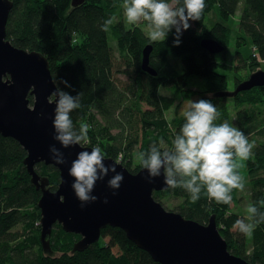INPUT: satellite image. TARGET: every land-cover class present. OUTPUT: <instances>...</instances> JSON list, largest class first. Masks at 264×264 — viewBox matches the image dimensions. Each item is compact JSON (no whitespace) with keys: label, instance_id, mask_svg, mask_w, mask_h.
Masks as SVG:
<instances>
[{"label":"trees","instance_id":"trees-1","mask_svg":"<svg viewBox=\"0 0 264 264\" xmlns=\"http://www.w3.org/2000/svg\"><path fill=\"white\" fill-rule=\"evenodd\" d=\"M11 1L7 38L17 47L41 52L49 62L56 86L60 80H66L71 87L59 84L63 91L72 96L82 92V106L73 110L71 117L77 127L88 125L90 143L86 145L99 146L104 156L116 161L123 153L124 159L120 163L131 172L141 168L140 165L134 170L130 168L136 145L139 152L147 151L153 142L162 139L164 147L170 148L174 135L184 123L182 116L167 119L165 113L175 100L160 93V87L173 85L188 97L191 91L187 88L188 77L195 75L204 79L205 90L213 92L214 96L202 99H210L216 105L220 112L216 123L224 120L230 123L227 97L216 96L226 87V75L216 70L222 63L218 54L204 49L200 41L210 37L225 46L228 27L223 20L236 13L241 1L238 24L256 55L253 50L247 58L239 51L235 53L240 60L250 62L252 71L259 64L258 56H264V0H205L200 21H193V25L182 32L179 46H173L174 31L164 41L152 42L139 26L127 28L120 7L123 0H87L77 7L71 6V0ZM215 3L222 22H215L207 28L206 16ZM111 15L117 16L118 20L105 32L101 26ZM108 34L116 42L120 65L130 69L127 83L120 84L114 76ZM148 42L152 44L149 62L157 71L154 76L140 66L142 49ZM170 57L179 60L180 73L167 75L162 72ZM29 98L31 100V96ZM231 99L235 103L261 104L264 102V86L240 91ZM233 119L248 139L253 132L262 138L246 161V169L251 184L250 203L264 211V205L260 204L264 201V117L255 109L240 108ZM112 129L118 132L113 133ZM25 155L26 151L15 139L0 135V264H160L131 242L122 229L111 226L101 230L98 242L83 251L68 253L80 236L65 232L60 224L55 223L48 239L53 253H61L45 255L39 240V227L35 226L40 219L37 202L41 192L30 182L22 161ZM35 170L48 177L50 189H56L59 183L56 167L39 162ZM166 193L181 199L174 211L186 218L206 223L214 214L228 250L252 263L264 264V223L255 228L251 250L247 252L246 239L230 231L237 216L226 218L228 205L218 204L204 193L196 203H191L189 193L182 188L155 191L153 196L160 201Z\"/></svg>","mask_w":264,"mask_h":264},{"label":"water","instance_id":"water-1","mask_svg":"<svg viewBox=\"0 0 264 264\" xmlns=\"http://www.w3.org/2000/svg\"><path fill=\"white\" fill-rule=\"evenodd\" d=\"M85 1L71 0V6L77 7ZM12 6L11 0H0V135L15 139L26 151L23 164L30 182L41 192L37 206L43 253H53L48 236L53 225L58 223L65 232L80 236L73 243L71 252L83 251L98 242L101 230L111 226L122 229L131 242L160 264H256L228 250L214 214L206 223H200L166 209L156 200L153 192L167 189L163 175L148 183L143 179L146 170L139 168L131 172L112 157L105 156V164H116V171L123 174L120 188L112 194L113 190L107 187V180L113 175L109 173L96 184L92 193L98 197L96 202L81 207L71 188L73 178L69 168L79 151L90 152L93 147L73 145L62 148L53 139L55 101L51 93L56 84L49 62L41 52L17 47L7 38L6 24ZM200 45L212 54L225 50L223 44L210 37L202 38ZM151 51V43L143 47L140 66L154 76L157 71L149 62ZM259 86H264L262 69L252 72L233 90L219 91L216 96L232 97ZM50 145L64 153L66 163L54 164L50 158ZM39 162L53 165L59 171L56 189H50L48 177L35 170ZM105 198L107 203H103Z\"/></svg>","mask_w":264,"mask_h":264},{"label":"clouds","instance_id":"clouds-1","mask_svg":"<svg viewBox=\"0 0 264 264\" xmlns=\"http://www.w3.org/2000/svg\"><path fill=\"white\" fill-rule=\"evenodd\" d=\"M120 7L130 25L146 22L147 35L152 42L164 41L174 31L173 46H179L183 31L191 27L190 21H200L205 9V0H123ZM115 15L109 16L101 28L107 32L117 22ZM59 84L71 87L66 80H60L51 93L55 108L52 125L53 139L62 148L90 143L89 127L74 125L71 113L81 108L82 92L75 96L63 91ZM184 123L174 135L171 147H164L161 139L153 142L147 151L137 154V161L147 175L143 177L151 183L153 178L163 175V182L170 189L182 188L196 203L204 193L218 204H231L232 191H243L245 179L238 169L239 161H247L253 155L254 142L227 120L216 123L220 112L210 99H189L181 111ZM50 158L55 165L66 163L64 153L55 145L49 146ZM120 153L118 162L123 161ZM109 173L107 187L112 194L121 186L123 174L116 171V164H105V156L99 146L91 151L82 150L76 154L69 168L73 178L71 188L81 207L98 199L93 191L98 181H103ZM107 203V198L103 200ZM264 205V201L260 202ZM246 218L237 219L233 227L241 234L251 237L255 228L264 223V211L256 204L249 203Z\"/></svg>","mask_w":264,"mask_h":264},{"label":"rangeland","instance_id":"rangeland-1","mask_svg":"<svg viewBox=\"0 0 264 264\" xmlns=\"http://www.w3.org/2000/svg\"><path fill=\"white\" fill-rule=\"evenodd\" d=\"M241 7H242V1L240 2L236 13L231 15L225 21L223 20V23H225V25H227L228 27L226 34H225V38H224L225 50L221 53H218L217 55L218 60L222 64L219 65L216 68V70L217 72L226 75V87L224 88V90H228V91L233 90L239 82L248 78V76L252 72L258 69L264 70V56L263 57L258 56L257 62H259V64L256 67V69L252 71L250 62L248 60H245V61L240 60L235 53L236 51H239L244 58H247L250 56L252 49H253L249 39L245 37L243 30L240 29L239 24H238ZM205 21H206L207 28L211 27L215 22H218V21L222 22V18L218 14L216 3L213 5L211 12L207 14ZM123 22L127 28L139 26L144 32V34L147 35L146 22H141L136 25H130L127 23L124 15H123ZM189 23L191 24V26L193 25V21H190ZM241 37L243 38V40L244 39L245 40L243 41ZM108 41L112 48V55L114 58V65H115L114 76L120 84L127 83L130 81V78H129L130 69L125 68V66L123 65H120L119 58H118L119 53H118V49L116 46V42L112 38L111 34H108ZM147 44H150V42H148ZM116 69H119V71H116ZM162 72L164 74L166 73L167 75L180 73L181 64L179 60L177 58L170 57L167 65L164 66ZM237 80H239V82L235 85ZM187 88L191 90L188 97L186 96L184 97L173 85L159 88L160 93L164 95L172 96L175 100L172 107L168 109L165 113L167 119L171 120L175 116H181V111L185 107L189 99L193 101H197L202 98H211L214 96L213 92H209L205 90L206 89L205 80L195 75L188 77ZM226 103H227L228 112L230 115V124H232L233 126H236L235 121L233 119L235 116V112L240 108L255 109L259 115H262L264 117V102L261 104H256V105L241 104V103H235L231 99V97H227ZM112 132L117 133L118 130L112 129ZM249 136H250V139H248L249 142H254L255 144H257L258 142L262 140V138L257 134V132H253ZM138 153H139L138 145H136L131 154V166H130L131 170L132 169L134 170L135 167L139 165V162L136 159ZM239 163L243 165V167L238 169V171L245 179V188L243 191H239L235 189L232 191L231 195L233 197V200H232V203L228 204V206L226 207V211H225L226 216H227L226 218H228L229 215H235L237 216V219L246 218L247 216L246 208L250 203V187H251L250 176L247 173L246 161H239ZM159 200L162 203V205L166 209H169V210H175V206H177L181 202V199L179 197H175L168 193L162 195ZM39 220L35 223L36 224L35 226L39 227V237H40L41 225H40ZM233 225L231 226L230 231L233 232V234L235 233L238 236H243L246 239L247 252H249L251 250L252 236L247 237L239 233L233 227ZM17 229L20 230L21 227L18 226ZM60 253L61 252L59 251H54L53 256L59 255ZM68 253H71V249L68 250ZM256 264H260V263H256Z\"/></svg>","mask_w":264,"mask_h":264},{"label":"built area","instance_id":"built-area-1","mask_svg":"<svg viewBox=\"0 0 264 264\" xmlns=\"http://www.w3.org/2000/svg\"><path fill=\"white\" fill-rule=\"evenodd\" d=\"M252 50H253V52H254L253 55H256V51H255V49H252Z\"/></svg>","mask_w":264,"mask_h":264}]
</instances>
